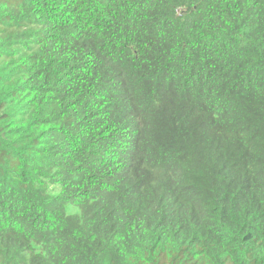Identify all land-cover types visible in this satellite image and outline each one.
Listing matches in <instances>:
<instances>
[{
	"label": "trees",
	"instance_id": "trees-1",
	"mask_svg": "<svg viewBox=\"0 0 264 264\" xmlns=\"http://www.w3.org/2000/svg\"><path fill=\"white\" fill-rule=\"evenodd\" d=\"M0 264H264V0H0Z\"/></svg>",
	"mask_w": 264,
	"mask_h": 264
}]
</instances>
